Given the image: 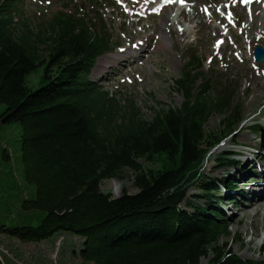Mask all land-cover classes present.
<instances>
[{"label": "trees", "instance_id": "1", "mask_svg": "<svg viewBox=\"0 0 264 264\" xmlns=\"http://www.w3.org/2000/svg\"><path fill=\"white\" fill-rule=\"evenodd\" d=\"M13 2L0 0V125L20 127L22 174L32 189L21 195V208L41 219L0 223V234L37 243L70 233L82 239L78 256L92 264H264L219 251L230 233L216 203L234 182L202 172L208 153L243 122L230 87L203 77V62L192 54L173 80L181 104L156 103L143 113L92 78L97 60L114 51L95 17L59 13L34 32L15 19ZM98 2L89 0L91 14H100ZM37 71L38 87L30 90L26 78ZM214 114L222 131L206 128ZM160 158L156 169L139 162ZM215 158L221 168L234 162L221 152ZM125 170L136 193L122 189L114 198L101 190Z\"/></svg>", "mask_w": 264, "mask_h": 264}, {"label": "rangeland", "instance_id": "2", "mask_svg": "<svg viewBox=\"0 0 264 264\" xmlns=\"http://www.w3.org/2000/svg\"><path fill=\"white\" fill-rule=\"evenodd\" d=\"M13 1L17 9L15 19L26 20L34 32L47 27L59 13L89 20L95 17L98 26L106 28L114 51L97 60L92 78L98 82L100 89L118 93L120 98L134 100L143 113L147 114V109L155 106L156 103L181 104L183 98L173 89V80L179 75L192 54H196L203 62L200 69L203 77L211 79L214 85L230 87L243 122L221 145L208 153L202 172L206 178L214 179V181L224 183L227 179L236 183L234 187L237 190L232 184H228L224 196H220L222 201L216 203L223 220L229 225L230 233L229 238L221 240L219 251L236 254L244 260H262L264 255H260L259 252L264 236V212L252 210L248 204L254 195L253 190L261 180L258 175V164L261 167L264 166V95L258 99L251 89H246V86L251 81L250 71L255 76L264 78V62L255 63L252 52L251 56L249 55V50L253 51L258 45L264 49V38L244 27L246 23L244 5L233 4L230 10L227 8L230 0H222L218 3L213 19H205V22L209 21L213 29L206 34L204 30L199 31L200 27L195 21L187 22L178 17L179 8L185 13L191 10L192 4L186 0H168V4L173 7L171 13L168 10L158 11V9L161 10L162 0H154L149 5H145L146 0H130L137 3L136 8L132 10L126 7L123 0H100L99 15L97 12L90 13L89 0ZM124 10L130 14L132 23L140 20V23L133 27L134 31H141L144 27L147 29L146 34L154 36L151 42L152 53L142 63L137 62L138 58L135 56L138 53L124 54L126 48L135 50L137 44V42L130 45L125 43L127 36L122 29L125 21L122 13ZM234 13L237 15L236 18ZM206 14L211 13L207 11ZM168 15L171 25L170 43L169 48H163L162 17ZM238 20L241 21L239 26L235 24ZM227 21H230L229 25ZM258 23L263 27L264 17ZM125 27L126 32H129L128 27ZM154 29H156L155 33ZM182 29L186 31L185 36L177 37L175 31L181 33ZM214 29H219L222 35L214 37ZM205 43H208L210 52L213 50V62L210 52L202 47ZM221 44L232 47V51L219 52L217 46ZM228 55L233 57L238 66L246 67L241 74L235 72V67L228 61ZM252 61L255 63L253 69ZM39 73L40 71H37L26 78V85L30 90L38 87ZM239 75L240 78H238ZM250 86L253 88L255 85L251 83ZM3 110L4 106L0 104V113ZM219 121L220 118L214 114L206 128L209 131H222L223 126ZM253 123L259 125V132L249 130V126ZM220 152L221 156L234 159L231 167L216 166L215 157ZM20 157L19 125L17 123L1 124L0 223L6 226H34L41 219L39 212H25L21 208V195H25L26 190L32 191V189L24 181ZM139 162L145 169H156L162 160L160 158L158 164L143 160ZM238 163L244 166L242 171L236 169ZM236 171L245 174L238 182L240 175L235 174ZM133 178L134 174L130 170H125L122 179L104 181L101 190L111 193L114 198L121 195L122 189H125L128 194H134L137 190L133 186ZM190 194L194 195L197 192L191 190ZM231 198L235 200L233 204H229L231 201L228 199ZM242 210L247 212L245 216H240ZM237 219L242 220L237 222ZM80 242H82L81 238L65 232L56 233L51 238L37 243L21 242L0 234V264H92L78 256ZM208 261L209 258H204L201 264H208Z\"/></svg>", "mask_w": 264, "mask_h": 264}, {"label": "bare ground", "instance_id": "3", "mask_svg": "<svg viewBox=\"0 0 264 264\" xmlns=\"http://www.w3.org/2000/svg\"><path fill=\"white\" fill-rule=\"evenodd\" d=\"M126 3V7L129 9H135L137 6L136 2H132L130 0H123ZM157 1V0H156ZM187 2H190L191 5V10L188 13H185L184 11H180L178 9L177 14L178 17H180L181 19L187 21V22H192L195 21L196 25L198 27H200V30H204L206 34H209L210 31H213V29L210 27V23L209 21L205 22V19H213L214 15H215V7L218 3H220L222 0H186ZM154 0H146L145 5H149L150 3H153ZM239 4V6H241V3L244 4V10L246 11V23L244 25L245 28H247L248 31H252V32H256L258 33L259 37L264 38V26L262 27L260 25L259 20L261 18L264 17V0H232V2H228L227 8H229L230 10L233 7V3ZM160 7L161 10L158 9V11L163 12L168 10L169 13H171L172 8L169 4H168V0H162V2H160ZM201 7V9H200ZM205 9H207V11H209L211 14H206ZM123 17L125 19L124 24L122 25V29L123 31H125L126 33V39H125V43L127 44H132L134 42H137L136 46H135V50H131L128 48L125 49L124 54H129V53H138L137 56H135L136 58H138V63H142L144 62L148 56H150V54L152 53V45L151 42L153 40V34H146L147 29L146 28H142L141 31H134L133 27L137 24L140 23V20H137L136 23H132L130 21V14L127 13V11H123ZM234 17L236 18L237 15L234 13ZM223 19V18H222ZM230 20V19H229ZM227 24H230V21H227ZM237 26H239L241 24V21H236L235 23ZM128 27L129 32H126V27ZM171 25L169 24V15L168 16H163L162 17V28H161V40L163 41V48H169V43H170V39H169V29H170ZM198 31V32H199ZM156 32V29H154V33ZM143 33H145V35H143ZM176 33L177 37H184L186 31L184 29H182L181 33ZM222 33L219 29H214V37H218L221 36ZM232 36V34H231ZM238 40V39H237ZM202 47L205 48V51L210 52L209 48H208V43H205L204 46L202 45ZM240 48V46H239ZM143 49V50H142ZM217 49L219 52H223L225 50L228 51H232V47H228L226 45H218ZM143 52V53H141ZM251 52L252 50H249V55L251 56ZM210 57L212 58V62L214 61V57H213V50L209 53ZM251 58V57H250ZM228 61L229 63H231V65H233L235 67V72L236 73H240L242 72L243 69H246L245 66H238L236 64V62L234 61L233 57L231 55H228ZM252 69L255 67V63L252 61L251 64ZM246 75L247 71H246ZM250 83L247 84L246 89H251L252 92H254V94L256 95V97L258 99H261L264 95V78L259 77V76H255L254 73L252 71H250ZM238 78H240V75L238 76ZM251 83H254V87L251 88ZM259 159V158H258ZM243 165L238 163V166L236 167V169H238V171H242L243 170ZM259 167V171H258V175L261 178L260 182H258L257 187L253 190V197L251 200H249V204L248 207L252 210H255L257 212L263 210L264 212V166L261 167L258 164ZM237 175H240V177L237 179V182L240 181V178L244 177L245 174L243 173H239L236 171ZM236 183H232V186L234 187ZM239 185V184H238ZM225 191V189H223V192ZM218 203H220L222 200L221 197L218 198ZM222 207V205H221ZM247 214V212L245 210L241 211L240 216H245ZM242 219H237L236 221H241ZM74 250V249H73ZM77 253V252H76ZM73 254H75V250L73 251Z\"/></svg>", "mask_w": 264, "mask_h": 264}, {"label": "water", "instance_id": "4", "mask_svg": "<svg viewBox=\"0 0 264 264\" xmlns=\"http://www.w3.org/2000/svg\"><path fill=\"white\" fill-rule=\"evenodd\" d=\"M252 56L255 63L260 64L264 62V49L259 45L256 46L252 51Z\"/></svg>", "mask_w": 264, "mask_h": 264}, {"label": "snow or ice", "instance_id": "5", "mask_svg": "<svg viewBox=\"0 0 264 264\" xmlns=\"http://www.w3.org/2000/svg\"><path fill=\"white\" fill-rule=\"evenodd\" d=\"M205 11L207 12V9H205Z\"/></svg>", "mask_w": 264, "mask_h": 264}]
</instances>
